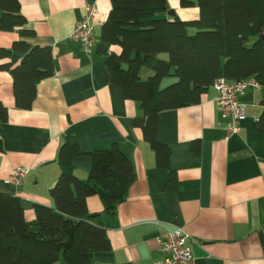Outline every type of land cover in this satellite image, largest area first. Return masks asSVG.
Instances as JSON below:
<instances>
[{
	"label": "crops",
	"instance_id": "1",
	"mask_svg": "<svg viewBox=\"0 0 264 264\" xmlns=\"http://www.w3.org/2000/svg\"><path fill=\"white\" fill-rule=\"evenodd\" d=\"M20 3L24 27L34 34L24 37L17 30L0 31V46L9 48L19 40L30 47H50L54 74L37 84L30 109H18L11 75L0 69V103L8 113L7 120L0 121V191L17 195L30 220L35 204H52L48 190L60 172L57 155L65 136H74L84 153L72 161L82 179L91 170L89 153L115 143L130 156L135 179L113 216L104 212L98 195L86 199L88 211L101 215L111 246L95 252L94 262L153 264L166 257L158 238L182 227L191 237L187 244L193 264H264V133L255 129L264 111V86L245 91V116L236 133L227 132L213 88L197 104L158 114L157 140L169 147L170 166L177 174V189L164 191L168 171L156 165L141 130L131 124L141 113L138 104L110 82L97 45L86 53L71 38L87 4L98 8L93 19L98 37L110 1ZM169 5L180 19L198 16L196 7L180 8L178 0H170ZM23 56L14 51L0 64L17 63ZM196 141L198 156L192 150ZM18 166L29 172L16 187L6 180Z\"/></svg>",
	"mask_w": 264,
	"mask_h": 264
},
{
	"label": "trees",
	"instance_id": "2",
	"mask_svg": "<svg viewBox=\"0 0 264 264\" xmlns=\"http://www.w3.org/2000/svg\"><path fill=\"white\" fill-rule=\"evenodd\" d=\"M109 1L96 51L104 56L110 82L140 108L131 124L141 130L156 165L168 171L164 191L176 190L170 149L157 140L158 114L199 103L217 78L254 79L264 86V0H178L180 8H197L198 16L189 20L167 14L173 10L170 0ZM0 11V31L34 34L24 27L20 0H0ZM14 51L24 56L0 69L11 75L15 107L30 109L37 84L54 74L52 50L15 40L9 48L0 46V59ZM144 69L151 72L145 79ZM7 118L0 103V121ZM255 129L264 133V111ZM199 148L194 142L195 156ZM83 154L74 136L64 137L57 155L60 172L48 190L52 204H35L30 220L17 195L0 191V264H97L94 253L110 249L101 215L88 211L86 199L98 195L104 212L115 215L134 182V167L114 143L89 153L91 170L82 179L72 161Z\"/></svg>",
	"mask_w": 264,
	"mask_h": 264
},
{
	"label": "built area",
	"instance_id": "3",
	"mask_svg": "<svg viewBox=\"0 0 264 264\" xmlns=\"http://www.w3.org/2000/svg\"><path fill=\"white\" fill-rule=\"evenodd\" d=\"M97 13L98 8L95 4H87L83 18L76 23L71 33V38L80 43L86 53L91 52L99 42L93 28V19ZM212 87L216 93L214 102L217 110L223 118L227 119V132L229 134L236 133L245 116L246 105L242 101V97L248 88H259L260 85L254 79L229 81L221 77L214 80ZM28 172L27 167H15L6 182L18 187ZM190 238V235L182 227H176L160 236L158 238L159 250L164 252L166 257L153 264H193L191 249L187 244V240Z\"/></svg>",
	"mask_w": 264,
	"mask_h": 264
},
{
	"label": "rangeland",
	"instance_id": "4",
	"mask_svg": "<svg viewBox=\"0 0 264 264\" xmlns=\"http://www.w3.org/2000/svg\"><path fill=\"white\" fill-rule=\"evenodd\" d=\"M194 12V11H193ZM191 12V13H193ZM195 18V17H194ZM189 19H192V18H189ZM188 19V20H189ZM151 74V72L147 69H144L143 72H142V78L145 79L147 75Z\"/></svg>",
	"mask_w": 264,
	"mask_h": 264
},
{
	"label": "water",
	"instance_id": "5",
	"mask_svg": "<svg viewBox=\"0 0 264 264\" xmlns=\"http://www.w3.org/2000/svg\"><path fill=\"white\" fill-rule=\"evenodd\" d=\"M167 14L172 16V17H175V11L174 10H170Z\"/></svg>",
	"mask_w": 264,
	"mask_h": 264
}]
</instances>
